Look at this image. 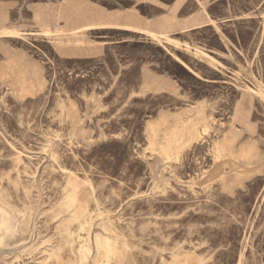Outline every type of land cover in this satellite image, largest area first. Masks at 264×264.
I'll list each match as a JSON object with an SVG mask.
<instances>
[{
    "label": "rangeland",
    "instance_id": "1",
    "mask_svg": "<svg viewBox=\"0 0 264 264\" xmlns=\"http://www.w3.org/2000/svg\"><path fill=\"white\" fill-rule=\"evenodd\" d=\"M0 29L1 264H264V0H0Z\"/></svg>",
    "mask_w": 264,
    "mask_h": 264
},
{
    "label": "bare ground",
    "instance_id": "2",
    "mask_svg": "<svg viewBox=\"0 0 264 264\" xmlns=\"http://www.w3.org/2000/svg\"><path fill=\"white\" fill-rule=\"evenodd\" d=\"M125 29H128V30H134L135 28H131V27H127V26H125ZM136 30V29H135ZM58 31V30H57ZM45 32V31H44ZM142 32H145V33H147L149 36H151V37H153V38H157L159 35H162V37H163V39H165L166 41H168V42H170V41H172L170 38H168V36L166 35V34H163V33H154L153 31H151V30H146V31H142ZM5 34H7V35H17V33L15 32V31H13V30H8V29H0V36H2V35H5ZM47 35L49 34V33H46ZM57 34H59V33H57ZM159 34V35H158ZM76 38V37H75ZM73 40V39H72ZM60 41V40H59ZM66 42V41H65ZM201 53V52H200ZM201 54H203V55H205V56H207V58H208V55H206V54H204V53H201ZM249 89V88H248ZM249 91H250V89H249ZM258 95L259 96H261L262 98H263V100H264V92L263 91H261V90H259V92H258ZM258 96V97H259ZM0 236H1V234H0ZM2 258V250L0 249V264L3 262V260L1 259ZM8 264V263H7Z\"/></svg>",
    "mask_w": 264,
    "mask_h": 264
},
{
    "label": "crops",
    "instance_id": "3",
    "mask_svg": "<svg viewBox=\"0 0 264 264\" xmlns=\"http://www.w3.org/2000/svg\"><path fill=\"white\" fill-rule=\"evenodd\" d=\"M125 14H126V13H125ZM125 14H124V15H125ZM128 14H133V13H128ZM133 15H135V14H133ZM109 17H110V16H109ZM121 24L128 25V24H127L126 22H124V21H123ZM133 25H134V26H138V25L135 24V23H134ZM134 26H133V27H134Z\"/></svg>",
    "mask_w": 264,
    "mask_h": 264
}]
</instances>
